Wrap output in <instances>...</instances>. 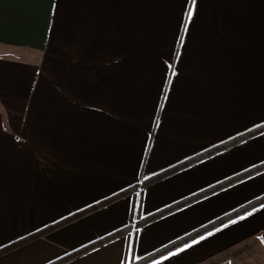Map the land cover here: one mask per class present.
Listing matches in <instances>:
<instances>
[{
  "label": "crops",
  "instance_id": "obj_1",
  "mask_svg": "<svg viewBox=\"0 0 264 264\" xmlns=\"http://www.w3.org/2000/svg\"><path fill=\"white\" fill-rule=\"evenodd\" d=\"M262 125L264 0H0V249L134 188L0 264L130 224L62 264H131L263 197L264 131L151 180ZM147 264H264V203Z\"/></svg>",
  "mask_w": 264,
  "mask_h": 264
},
{
  "label": "trees",
  "instance_id": "obj_2",
  "mask_svg": "<svg viewBox=\"0 0 264 264\" xmlns=\"http://www.w3.org/2000/svg\"><path fill=\"white\" fill-rule=\"evenodd\" d=\"M261 131H264V125L254 129V130L250 131L249 133L244 134V135H242V136H240V137H238V138H236V139H234V140H232V141H230V142H228L226 144L221 145V147L218 146V147H215V148H211L210 150L208 149V151L203 153L202 155H200V156H198L196 158H193L191 160H188L186 162H183V163L179 164L178 166H175L174 168H171V169H169V170H167L165 172H162L161 174L153 177L151 180L154 181V180L160 179V178L164 177L165 175H168V174H170V173H172V172H174V171H176V170H178V169H180L182 167H185V166L193 163L194 161L196 162L200 158H203V157H205V156H207V155H209V154H211V153H213V152H215L217 150H220V149H222V148H224L226 146L232 145V144L237 143V142H239V141H241L243 139H246V138H248V137H250V136H252V135H254L256 133L258 134ZM262 169H264V165H261V166H258L256 168H254V169L249 170L247 173L242 175L240 178L248 177V176H250V175H252V174H254V173H256V172H258V171H260ZM236 180L237 179H231V180H229V181H227V182H225V183H223L221 185H217V186L211 187V188H209V189H207V190H205V191L193 196L192 198L186 199L185 201H182L180 203H177V204L173 205L170 208L164 209V210H162V211H160L158 213H155V214H153L151 216H147L145 218L139 219L135 223L134 227H136V228L140 227L141 225H144V224L148 223L149 221H152V220L160 217V215L162 216L165 213H168L169 211L173 210L174 208H177V207H179L181 205H184L185 203H188L189 201H192V200H195V199L198 200V198H200V197H202L204 195L210 194V193L222 188V186L224 187L225 185H229L231 183H235ZM132 190H134V188L126 189L123 192L121 191V193H119V194H117V195H115V196H113L111 198H108V199H106V200H104V201H102L100 203H97L94 206H90L87 209H84V210H82V211H80V212H78L76 214H73L70 217H67L66 219L58 222L56 225H53V226L49 227L48 229H45V230L40 231V232H38L36 234H33V235L29 236V237H26V238H24V239H22L20 241H16V242H14V243H12L10 245H7L4 248L0 249V255L13 250V249H15V248L27 243L28 241H30V240H32L34 238L42 236L43 234H45L49 230H53V229L65 224V223H68V222H71V221H73L75 219L81 218V217L85 216L86 214L96 210L97 208H99V207H101L103 205H107L110 202H113L116 199H119L123 195L130 193ZM263 203H264V196L259 198V199H256V200L250 202L249 204L245 205L244 207L237 209L236 211L224 216L223 218H220L219 220H217L215 222L207 224L206 226L200 228L199 230H196L195 232L191 233L190 235L185 236L184 238H181L180 240H178V241H176V242H174V243L162 248V250L160 249L158 251H155V253L151 254L150 256H148L146 258H143L141 260H138L136 262H133L131 264H147V263H150L151 261H153V260H155V259L167 254L168 252H170V251H172V250H174V249H176V248H178V247H180V246H182V245H184V244H186V243H188V242H190V241H192V240H194V239H196V238H198V237H200V236H202V235H204V234H206V233H208V232H210V231H212L214 229H216L217 227H219L222 224L230 221L231 219L248 212V210L250 211V210L258 207V206H260ZM132 227L133 226L130 224L129 226H127V227L123 228L122 230H120V231L114 233L113 235H111V237L109 236V237H107V238H105V239H103L101 241H98V242L90 244V245H88V246H86L84 248H81V249H79L77 251H74L70 255H67V257L63 258L62 260L56 261L53 264H62L64 262H66V261H69V260L73 259L74 257L80 256L81 254H84V253L88 252L89 250L99 246L100 244L104 243L105 241L111 240V239H113V238H115L117 236H120V235H122L124 233H127V232L131 231Z\"/></svg>",
  "mask_w": 264,
  "mask_h": 264
},
{
  "label": "snow or ice",
  "instance_id": "obj_3",
  "mask_svg": "<svg viewBox=\"0 0 264 264\" xmlns=\"http://www.w3.org/2000/svg\"><path fill=\"white\" fill-rule=\"evenodd\" d=\"M190 15H191V14H190ZM173 74H175V73H173ZM209 235H211V233H210ZM201 239H203V237H202ZM193 243H196V241H194Z\"/></svg>",
  "mask_w": 264,
  "mask_h": 264
}]
</instances>
